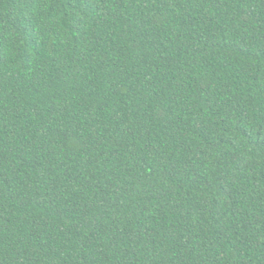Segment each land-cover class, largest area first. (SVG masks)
<instances>
[{
    "label": "trees",
    "instance_id": "16d2710c",
    "mask_svg": "<svg viewBox=\"0 0 264 264\" xmlns=\"http://www.w3.org/2000/svg\"><path fill=\"white\" fill-rule=\"evenodd\" d=\"M0 264H264V0H0Z\"/></svg>",
    "mask_w": 264,
    "mask_h": 264
}]
</instances>
